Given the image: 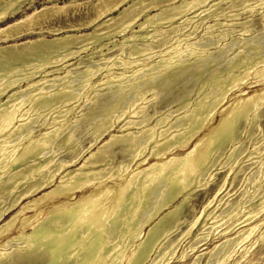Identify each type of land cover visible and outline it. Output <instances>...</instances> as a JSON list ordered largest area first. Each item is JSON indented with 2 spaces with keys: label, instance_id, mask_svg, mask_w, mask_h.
Returning a JSON list of instances; mask_svg holds the SVG:
<instances>
[{
  "label": "bare ground",
  "instance_id": "6f19581e",
  "mask_svg": "<svg viewBox=\"0 0 264 264\" xmlns=\"http://www.w3.org/2000/svg\"><path fill=\"white\" fill-rule=\"evenodd\" d=\"M56 1L44 0L41 9L0 28V264H174L178 245L201 217L210 230L190 244L224 226L205 264H256L247 254L264 238V170L245 191L248 205L216 209L244 160H264L252 141L264 143L258 124L264 50L241 39L225 51L220 41L237 26L229 20L238 17L234 9L262 7L264 0H92L94 16L79 26L89 33L68 25L27 38L83 0ZM32 4L0 0V25ZM245 22L238 23L241 35L250 33ZM200 27L219 44L218 57L188 47ZM250 74L246 92L240 86ZM180 84L184 89L173 93ZM162 94L170 96L166 110L158 106ZM41 117L34 134L31 122ZM243 132L252 151L239 142ZM222 155L223 177L197 209L192 192L214 181ZM186 212L192 220L182 229ZM192 250L183 248L175 259Z\"/></svg>",
  "mask_w": 264,
  "mask_h": 264
},
{
  "label": "rangeland",
  "instance_id": "374dc122",
  "mask_svg": "<svg viewBox=\"0 0 264 264\" xmlns=\"http://www.w3.org/2000/svg\"><path fill=\"white\" fill-rule=\"evenodd\" d=\"M91 1L92 0H83V1H81V5L80 6H78L76 8L75 7H70L71 9L69 8L67 10L66 14H61V15H57V16H54V17H50L48 20H46V22L43 21L39 25L33 27L34 29L30 30L31 32L29 31L30 33L27 34L26 37L27 38H35V37H37L40 34L39 29H41V28H43L42 29L43 35L48 36V34H47V28H50V27H60V26H68V25H74V26H78L79 27L81 24L87 22L91 17L94 16L93 10H91L92 9V5H91L92 2ZM237 1L238 0H233V2H237ZM43 2H44V0H33L32 6H30V7L29 6H25V8H22L23 10L20 11L13 18L9 19L8 22H7V24L6 23L1 24L0 25V28H4L6 25H8L10 23H13L17 19L18 20L21 19L22 16H25L27 14L32 13L35 9H41ZM64 2H66V1L65 0H57L56 1V4L59 5V6H62ZM248 2H249V4H253L254 3V0H249ZM47 7H50V4H47ZM80 8H82V9H80ZM246 8L249 9V10H247ZM250 9H251L250 7H245V6H243L242 8H236V9H234L233 14L238 15V17H236V18H230L229 20H233L232 22H234L235 24L237 23V26L234 25V27L232 28L234 32L231 33L230 35H228L227 38H225L224 40H221L220 41V43L224 47H226L225 51L228 50V49L231 52L233 51V49L235 50V48L239 45V42L241 41V39H251L252 41L259 42L261 44L263 50H264V31H263V24H264V16H263L264 15L263 14L264 13V6H262V7H255L253 9H251V10ZM77 17H79V18H77ZM234 19L236 21H234ZM208 20H211V19H207L206 21H208ZM245 20H246V22H245ZM241 22H243V23L245 22L244 26L247 27V28L249 27V29H250V33L249 34L241 35V33L238 32L241 29L240 26L241 27L243 26V25H238V23L241 24ZM78 27H76L73 30V33H80V32L81 33H84V32L89 33L90 31H92V29L90 27H87V28H83V27H79L78 28ZM204 31L205 30L202 27H200L198 29V31L194 35H192L189 38V40H187V43L189 45L188 47L195 46V44H196V46L200 50H203V51L209 50V54H208V55H210L209 57H211V58L218 57L219 55H217V47H218L219 44L216 45V40L214 38L208 39L207 37H204L203 36ZM116 37H115V40H118L119 37L118 36H116ZM21 38H25V36H21ZM21 38H19V40L17 41L18 43H20L22 41ZM164 45H165V41L162 42L161 44L153 45V52H158L159 50H161L164 47ZM222 45H221V48L223 47ZM109 46H111V44ZM233 47H235V48H233ZM116 52L117 51L111 52L109 54V56L114 55ZM187 52L189 53L190 51L189 50L185 51V54H188ZM84 55H85V53H81V54H79V57H83ZM109 56H107V57H109ZM157 56L152 57V59H154ZM76 57H77V55H76ZM79 57H77V59ZM77 59H72V60L69 61V63H73ZM124 59L127 60L128 58L126 57ZM183 59H185V58H183ZM85 62L86 61L83 60L82 61V64L80 65L79 68H82L85 65ZM99 64L102 65L103 62L102 63L99 62ZM117 65H118V63H116V66H114V68L115 67L117 68ZM250 75L248 76L247 80L244 82L245 84L242 85V86H240L246 92L250 91L249 87L250 86H253V82H254L253 75H251V76ZM96 77H97V79H101L103 77V75L101 73H97L96 74ZM183 84H184V82H183ZM183 84L178 85L173 90V93H177V92L182 91L184 89L183 88ZM191 86H193L192 85V79L191 78H188V83L186 84V87L191 88ZM73 89H77V87H73ZM196 97H197L196 93L195 92H192L190 94V97L189 98L191 99V101H193ZM169 98H170L169 95H163V94L160 95V100H159L158 106H160L163 110L168 109V107L166 105H167V101H168ZM263 107H264V103H263ZM174 109H172V112L174 111ZM262 112L264 114V110ZM179 113L182 115V111L179 112ZM263 114L261 116L262 119L260 117L259 121L260 120L261 121L258 124L261 123L260 125H261L262 131H263V135H264V128H263L264 127V119H263L264 118V115ZM176 115H177L176 113H173L171 115V118H174ZM43 119L44 118L41 117L40 119H38L36 121V123L34 122L35 124L33 122H31V125L33 124L32 125L33 127L31 126V128H32V131L34 132V134H37L38 130H40L41 123L42 122H45V121H43ZM253 131H251V133H254ZM252 141L255 143V147H258V149H260V150H262V149L264 150V143H263V141L260 140V138L253 137V140ZM239 142L243 143L244 146L247 148L248 151H252V147L249 144V140L246 139V135H245L244 132L240 135ZM224 159L225 158L222 155L218 159V161L215 162V165H214V167L212 169V171L214 172L213 173L214 181L213 182H208V184L206 186L204 185L206 181H202V185H204V186L203 187L196 188L197 190L195 189V191L192 192V195H194L192 197V201H193V204L195 205V208H197V209L200 208V206L210 196V191H208V190L209 189L211 190L213 188V186L217 182H219L220 179H222L223 174H224V170H221L220 169L221 166H220L219 162L220 161H221V163L224 162L225 161ZM240 168H241V171L237 174L238 176H236V178L234 180L232 179V176H229L227 178V182L224 185L223 191H222V193L218 197V199H220V196L223 197L224 195H226L225 198H224L225 205L222 206V204H223L222 203L221 205H219L217 207L216 210H217L218 213L221 212V211H223V210H225L226 207L230 203L231 204H234V205L239 203L240 206H242V205H248L249 204V202H250L249 200H250L251 194H246L245 191L250 187V183L253 180H257V177H258L259 173L262 170H264V160H263V162H262L261 165H259L254 160L253 161H246V160H244V163L241 164V167ZM250 172H251V174H250ZM263 183H264V181H263ZM262 187L264 188V184H262ZM251 188H252V191H255L257 189L256 185H254ZM234 195H235V197H234ZM217 204H218L217 202H214L212 205H213V207H216ZM156 207H159V206H156ZM240 215L238 214V216H240ZM262 215H264V212L261 214V216ZM184 217H186V218H184ZM180 218L183 220V223H182V225L180 227L182 229H184V227H186L187 224L189 222H191V220H192L191 215L189 213H187V212L186 213H182ZM184 220H185V222H184ZM204 220H205V218L201 217L199 219V223H198L197 227L195 226L191 230L190 235L187 236L186 238H184L180 242V244L178 245L177 250H176V255L179 256V254L182 251V249L183 248H187L190 245H192L193 250L187 255V257L182 262H177V260L175 259L176 258V255H175L173 257L174 258L173 259L174 264H192V262L195 259H196L195 260V264H205V262H206L205 255H206V253H208L209 250H211L213 248V246L221 243V241L223 240L222 239V236H221V230L224 228V226L223 227H217L216 229L211 230V234L205 240L203 238H200L199 240H197L195 242H191V244L189 243L190 240L192 238H195V235L199 234V232L201 230H206V231H209L210 230V228H209L210 226H209L208 223H207V225L205 226L204 229L202 228V223L204 222ZM263 230L264 229H262V231ZM180 231H181V229L178 230V231H176L174 234L171 235V237H170L171 241H174V240L176 241L177 240V238L179 237ZM256 235H258V234L255 233V236ZM252 254H253V256H255L254 257V261H257L256 264H264V238L247 255L250 256ZM238 255L239 254H237L235 257H238ZM241 263H242V261L240 263H238V264H241Z\"/></svg>",
  "mask_w": 264,
  "mask_h": 264
}]
</instances>
